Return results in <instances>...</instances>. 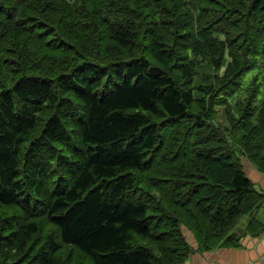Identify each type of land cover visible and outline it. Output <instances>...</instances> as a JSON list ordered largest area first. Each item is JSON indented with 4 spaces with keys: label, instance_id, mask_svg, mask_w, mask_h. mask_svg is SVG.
I'll list each match as a JSON object with an SVG mask.
<instances>
[{
    "label": "trees",
    "instance_id": "1",
    "mask_svg": "<svg viewBox=\"0 0 264 264\" xmlns=\"http://www.w3.org/2000/svg\"><path fill=\"white\" fill-rule=\"evenodd\" d=\"M262 55L264 0H0V264L261 237Z\"/></svg>",
    "mask_w": 264,
    "mask_h": 264
},
{
    "label": "crops",
    "instance_id": "2",
    "mask_svg": "<svg viewBox=\"0 0 264 264\" xmlns=\"http://www.w3.org/2000/svg\"><path fill=\"white\" fill-rule=\"evenodd\" d=\"M245 161L249 177L257 188L264 191V173L252 163ZM264 222V205L258 212ZM186 264H264V233L261 237L245 235L240 247L219 248L205 253H194Z\"/></svg>",
    "mask_w": 264,
    "mask_h": 264
},
{
    "label": "rangeland",
    "instance_id": "3",
    "mask_svg": "<svg viewBox=\"0 0 264 264\" xmlns=\"http://www.w3.org/2000/svg\"><path fill=\"white\" fill-rule=\"evenodd\" d=\"M264 58V55H262L260 57V61ZM254 75H259V78H260V81L262 82V88H263V91H264V69H263V66L262 64L258 65L256 68H254L253 70L249 71L245 77H244V81H243V85L245 86L247 84V82H249L253 77ZM246 160V159H244ZM246 218L243 219V221H245ZM190 242H194V235L193 233L190 232V230L186 229L185 230Z\"/></svg>",
    "mask_w": 264,
    "mask_h": 264
},
{
    "label": "bare ground",
    "instance_id": "4",
    "mask_svg": "<svg viewBox=\"0 0 264 264\" xmlns=\"http://www.w3.org/2000/svg\"><path fill=\"white\" fill-rule=\"evenodd\" d=\"M158 64V63H157ZM116 77V76H115ZM137 77V76H136ZM114 78V77H113ZM134 78V77H133ZM114 80V79H113ZM115 80H117V79H115ZM133 80V79H132ZM132 80H130V81H132ZM135 80V79H134ZM133 82V81H132ZM135 82V81H134ZM115 83V82H114ZM116 84V83H115ZM130 84H133V83H130ZM130 140V139H129ZM136 140V139H135ZM134 142V141H133ZM134 144V143H133ZM136 144V143H135ZM174 160V159H173ZM170 163V162H169ZM176 164V163H175ZM170 167V166H169ZM170 168H172V166L170 167Z\"/></svg>",
    "mask_w": 264,
    "mask_h": 264
}]
</instances>
